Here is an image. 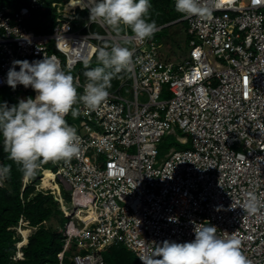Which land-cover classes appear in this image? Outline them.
Here are the masks:
<instances>
[{"label": "built area", "instance_id": "built-area-1", "mask_svg": "<svg viewBox=\"0 0 264 264\" xmlns=\"http://www.w3.org/2000/svg\"><path fill=\"white\" fill-rule=\"evenodd\" d=\"M26 1L18 8L0 4V89L9 86L13 61L45 56H55L65 71L76 70L83 85L84 62L99 49L110 51L111 41L133 44V71L117 87L111 82L97 110L78 103L82 120L79 126L68 123L81 138L79 157L49 168L53 182L60 179L71 193L59 264L68 250L74 264H108L105 252L112 246L127 247L143 264L140 256L164 240H194L196 225L234 236L252 264H264V0H201L208 16L183 14L174 21L187 22L191 36L179 60L166 57L163 44L151 38L120 34L100 20L80 21L79 12L90 16L87 0L69 11L71 0ZM39 10L53 14L34 19ZM35 20L43 29L52 27L38 31ZM130 79L134 99L123 94ZM165 92L168 98H162ZM12 93L37 95L23 85ZM168 135L190 147H171L160 157L159 144ZM45 170L37 190L51 188L42 186ZM53 192L58 200L60 184ZM253 198L254 213L246 209ZM87 208L96 213L83 219L78 212ZM28 223L22 217L15 227L21 240L13 260L25 257L23 247L34 232Z\"/></svg>", "mask_w": 264, "mask_h": 264}, {"label": "clouds", "instance_id": "clouds-1", "mask_svg": "<svg viewBox=\"0 0 264 264\" xmlns=\"http://www.w3.org/2000/svg\"><path fill=\"white\" fill-rule=\"evenodd\" d=\"M89 20L103 21L113 31L130 29L138 39L154 36L157 24L150 18V0H87ZM84 9L85 7H81ZM176 11L188 16L206 17L210 9L201 0H175ZM133 50L115 44L109 51L101 48L97 54L98 65L84 72L87 78L81 85L78 77L61 68L55 56L41 60H15L7 74V83L15 89L17 85L31 87L35 98L21 99L9 107L0 104V136L8 159L19 166L25 176H33L49 162H70L79 157L81 138L75 127L70 126L66 116L79 115L75 106L83 103L97 110L109 97L111 81L121 72L133 71ZM19 66V71H17ZM88 68L89 62H84ZM83 87V94L78 92ZM11 174V165H0V179ZM255 212V198L246 206ZM170 222H178L170 217ZM203 225V224H200ZM195 239L178 243L164 240L157 244L148 256H140L143 264H252L241 250V241L217 234L214 225L194 229Z\"/></svg>", "mask_w": 264, "mask_h": 264}, {"label": "trees", "instance_id": "trees-1", "mask_svg": "<svg viewBox=\"0 0 264 264\" xmlns=\"http://www.w3.org/2000/svg\"><path fill=\"white\" fill-rule=\"evenodd\" d=\"M79 3L80 1H69L65 6L66 11H69ZM150 3V18L156 22L157 27L175 21L183 15L179 12L175 15L176 8L172 0H150ZM0 4L18 8L27 4V1L0 0ZM49 14L51 15L53 12H42L39 10L34 13V19L40 15L48 17ZM29 26H32L31 23H29ZM41 27L42 25H38L35 28L38 31H48L52 26L48 28V26L44 25V29ZM176 33L174 32L173 35H170L174 45H178L179 42ZM190 38L191 36L188 35L186 46H188ZM171 41L169 40L168 42ZM186 46L185 48L187 49L188 47ZM97 54L98 51L90 60L88 68L83 67L82 75L84 78H86L84 76L85 71L102 66L97 63ZM126 73L121 72L112 79V88L119 85L120 79ZM21 99L23 98L12 93L10 86L0 89V104L7 102L9 107H11L18 104ZM9 164L11 165V174L5 179L4 186H0V264H59L66 231L64 230L63 233L60 228V222L58 227L48 226V222L54 217L60 219L62 210L60 203L52 193L36 189V184L40 182L39 175L30 176L29 183L24 186L25 175L19 170L18 165L8 159V153L4 151L3 139L0 136V165ZM49 168L44 167L42 169H47L44 174L48 179L49 177L53 179L55 173ZM65 197L68 202L71 200V193L66 189ZM22 217L29 222L30 227L34 228V232L29 236L27 244L23 247L24 259L13 260L12 256L17 250L16 243L21 240L15 227L19 224ZM69 252L71 253L68 250L64 258V264H74L69 258ZM105 257L108 264H140L137 256L125 246L110 247L105 252Z\"/></svg>", "mask_w": 264, "mask_h": 264}, {"label": "rangeland", "instance_id": "rangeland-1", "mask_svg": "<svg viewBox=\"0 0 264 264\" xmlns=\"http://www.w3.org/2000/svg\"><path fill=\"white\" fill-rule=\"evenodd\" d=\"M48 1H51V0H48ZM58 1H62V0H58ZM75 1H78V0H75ZM88 11L86 12H79L78 15H79V20L83 21H87L89 19V15H88ZM180 13V12H179ZM178 14V11L175 10V15ZM182 14V13H180ZM40 20H35V23L36 25L40 24ZM95 27L97 28V30L101 31L100 28H98L96 25ZM103 32V31H102ZM174 32H177L176 35L178 36V39L179 42H178V45H174V41L172 42L170 39V35H173ZM118 33L120 34H126V33H130V34H134L130 29L128 28H122ZM174 38V36H173ZM188 38V33H187V22H179V23H176V24H172L170 25V27H164L162 29H159L155 32L154 36L151 37L152 40L158 42V43H162L163 44V53L166 57L168 58H172L173 60H179L181 59L182 57L185 56V54H187V49L185 48V46L187 45V40ZM171 41V42H168V41ZM121 43L125 46V47H129L131 48L133 46L132 42L130 41H125V40H121ZM111 45H113V41H111L110 43ZM188 47V46H186ZM84 66V65H83ZM70 71L71 74L76 77V75L78 74V72L76 70H71V69H68L66 68V72ZM129 72L126 73V75H128ZM83 77V75H82ZM132 79L129 80V84L125 85L123 87V94L125 96L128 97V99H134L135 97V94H134V91L132 89ZM11 89H13L11 87ZM80 89H78V92H79ZM29 96H32V92H29L28 93ZM169 97V93L165 92L163 95H162V98H168ZM140 98L141 100H145L146 97L144 95V93H141L140 94ZM76 108H78V104L75 106ZM79 109V108H78ZM68 123H72L74 125H77L79 126L81 120H82V117L80 115V112H79V115L76 117V118H73L72 115L70 114V116L66 119ZM178 134L180 135H186L188 137H190V134L189 133H184L182 132L181 130H178ZM171 147H174L176 149H183V148H187V147H190V144H186V145H181L175 138V136L173 135H168L166 136L159 144V148H160V157L163 156L166 152L169 151V149ZM132 150H135L134 148ZM44 167H50L52 168L53 170H56L55 169V166H54V163L53 162H49L47 164H43L36 172L35 175H39L42 173V168ZM46 171V170H45ZM44 171V172H45ZM41 177V176H40ZM39 177V178H40ZM41 181V179H40ZM57 181L59 182L60 184V188H61V191H62V195L61 197L59 198L58 197V201L60 203V208H62L61 210V215H60V219H56L55 217L52 218L49 222H48V226H53V227H58L59 225V222H60V228L62 229L63 233H64V230H65V226H66V222H69L70 219H71V215H70V204L66 203L68 202L66 200V197H65V189L67 191H70L68 190L63 182L60 180V179H57ZM41 183V182H40ZM40 185V184H39ZM45 191H48L50 193H52L54 195L55 198H57V196L54 194L53 192V189L52 187L49 188V189H45ZM57 200V199H56ZM65 223V224H64ZM64 235V234H63ZM69 254L71 255L72 253L69 252ZM69 255V256H70Z\"/></svg>", "mask_w": 264, "mask_h": 264}, {"label": "bare ground", "instance_id": "bare-ground-1", "mask_svg": "<svg viewBox=\"0 0 264 264\" xmlns=\"http://www.w3.org/2000/svg\"><path fill=\"white\" fill-rule=\"evenodd\" d=\"M74 1V0H72ZM45 173V172H44ZM42 174V186L45 187H52V189H57L59 187L58 183H55L53 181H51L52 179L49 177V179L47 178V176L45 174ZM95 210H93L92 208H87V209H81L78 212V215L83 218V219H88L89 217H92L95 214Z\"/></svg>", "mask_w": 264, "mask_h": 264}, {"label": "water", "instance_id": "water-1", "mask_svg": "<svg viewBox=\"0 0 264 264\" xmlns=\"http://www.w3.org/2000/svg\"><path fill=\"white\" fill-rule=\"evenodd\" d=\"M172 24H174V21H172V22H169V23H165V24H163V25L159 26V28H158V29H162V28H164V27H167V26H170V25H172Z\"/></svg>", "mask_w": 264, "mask_h": 264}]
</instances>
